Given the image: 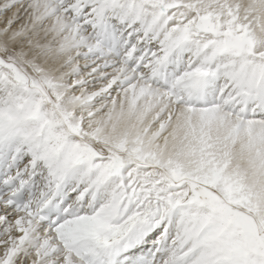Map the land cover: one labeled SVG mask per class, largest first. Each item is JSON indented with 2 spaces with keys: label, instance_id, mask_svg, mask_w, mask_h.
<instances>
[{
  "label": "snow or ice",
  "instance_id": "obj_1",
  "mask_svg": "<svg viewBox=\"0 0 264 264\" xmlns=\"http://www.w3.org/2000/svg\"><path fill=\"white\" fill-rule=\"evenodd\" d=\"M0 264H264V0H0Z\"/></svg>",
  "mask_w": 264,
  "mask_h": 264
}]
</instances>
